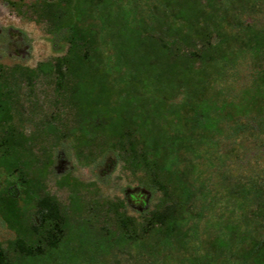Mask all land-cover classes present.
I'll return each instance as SVG.
<instances>
[{"label": "rangeland", "instance_id": "rangeland-1", "mask_svg": "<svg viewBox=\"0 0 264 264\" xmlns=\"http://www.w3.org/2000/svg\"><path fill=\"white\" fill-rule=\"evenodd\" d=\"M41 1L0 0V82L5 80L11 109L9 121L0 126V140L5 129L23 134L22 170L36 183L33 193L19 172L0 167V193L18 198L33 242L44 241L41 234L46 230L26 191L34 199L44 192L57 198L66 232L57 248L43 242L44 255L23 258L13 246L19 235L0 216V243L12 264H264L247 258L253 239L264 234V208L257 206L260 199H254L257 190H264V81L259 78L264 76V53L255 54L242 33L247 24L264 34V0H221L224 28L237 38L226 47L224 58L208 69L207 78L194 82L200 94L191 100L188 86L180 91L172 78L173 74L187 78L185 65L172 71L164 59L157 80L159 66L154 61L136 66L131 54L125 56L117 46L125 35L124 12H130L136 24L154 23L155 0L81 2L80 24L94 29L97 40V49L88 52L93 59V68L86 73L91 97L75 93L80 77L60 85L53 73L40 70L31 82L28 69L55 63L69 51L68 30L56 27ZM161 15V20H169L168 12ZM105 67L109 71L102 73ZM131 74L140 76L135 84ZM105 83L113 105L124 106L126 114L145 124L158 140L166 117L158 112L156 88L165 96L178 93L175 102L182 106L178 117L187 133L195 105L207 109L206 122L198 131L207 145L200 153L184 149L179 153L180 169L203 201L168 239L165 232L144 241L122 239L119 216L126 213L142 222L163 195L152 184L153 171L127 162L120 143L109 140L101 127L91 123L82 127L88 117L80 113L79 101L86 97L105 101L101 97ZM82 130L91 136L80 143L77 132ZM135 193L144 196L145 205L131 201Z\"/></svg>", "mask_w": 264, "mask_h": 264}, {"label": "trees", "instance_id": "trees-1", "mask_svg": "<svg viewBox=\"0 0 264 264\" xmlns=\"http://www.w3.org/2000/svg\"><path fill=\"white\" fill-rule=\"evenodd\" d=\"M156 5L151 17L154 23L141 22L136 24L130 20V12L125 11L126 26L123 29V42L117 43L125 56L131 54V61L137 66L142 63L154 61L159 68L156 69L155 79L162 75V65L165 59L167 68L172 71L185 65L184 72L187 78H172L177 81L180 91L188 86V99L197 97L198 84L207 77L208 69L212 64L224 58L226 47L231 45L237 37L229 34L224 28V19L220 16L219 5L221 0H155ZM83 0H42L44 13L54 22L60 30H68V53L54 62H43L37 69H28V79L32 82L40 70L50 71L59 80L60 85L73 78H81L75 93L77 96H92L89 91L87 75L93 68V59L88 55L90 49L96 50V34L92 28L80 24L83 12ZM115 3L116 0H107ZM165 11L169 13V20L160 19ZM242 33L247 35L250 49L258 56L264 53V34L255 30L251 25L244 24ZM116 49V45L112 43ZM154 52V56L152 54ZM154 59V60H153ZM109 71L107 67L101 69L102 73ZM183 72V73H184ZM93 77V76H92ZM139 75L131 74L130 81L135 84ZM260 75V80L264 81ZM105 75L103 76V79ZM199 80V81H198ZM5 81V80H4ZM4 81L0 82V126L9 121L11 109L9 106V90ZM4 83V84H3ZM194 86L193 90L190 86ZM110 88L106 83L102 88L101 103L94 98L79 101V110L83 117H88L87 123L82 127L99 126L103 129L109 140L120 143V149L127 153L126 161L133 165L143 166L153 171L152 184L162 193V198L149 216L139 222L135 217L126 213L119 216V226L123 240H140L150 237L153 233L165 232L166 239L179 230L189 221V216L197 204L203 201L196 193L195 185L180 169L179 153L182 149L192 153H200L207 141L199 129L205 124L207 109L198 104L193 108L194 119L192 130L187 133L182 129V118L178 117L180 103L175 102L177 92L166 96L157 88L153 92L159 106L158 112L166 117V122L159 134V140L144 128L143 124L135 123L133 117L126 114L122 105H113ZM191 107V104H187ZM85 118V119H86ZM125 127V128H124ZM78 142L90 140L88 130L77 132ZM95 134H93V139ZM126 142L128 147H126ZM24 136L16 134L12 129L7 131L0 140V167L10 172H19L22 182L30 191L36 192L35 182L28 180L22 170L19 153L23 150ZM161 145H164L163 147ZM263 191V192H262ZM26 195L35 201L42 227L45 234H41L38 241L30 240L31 227L25 221V214L19 205L18 198L9 193H0V216L8 226L17 232L18 240L13 243L15 251L23 258H39L44 255L41 245L44 242L51 249H55L62 242L66 232V218L56 197L44 192L37 198L26 191ZM138 196L134 195L137 201ZM260 199L257 203L260 209L264 208V190H257L254 197ZM142 205V204H141ZM263 211V210H262ZM261 212V211H260ZM249 259L264 263V234L253 239L249 246ZM0 264H12V259L0 243Z\"/></svg>", "mask_w": 264, "mask_h": 264}, {"label": "flooded vegetation", "instance_id": "flooded-vegetation-1", "mask_svg": "<svg viewBox=\"0 0 264 264\" xmlns=\"http://www.w3.org/2000/svg\"><path fill=\"white\" fill-rule=\"evenodd\" d=\"M134 195L138 196L137 201L134 200ZM130 199H131V201H135L138 205H141V204L145 205L146 204V200L142 194H138V193L132 194L130 196Z\"/></svg>", "mask_w": 264, "mask_h": 264}]
</instances>
